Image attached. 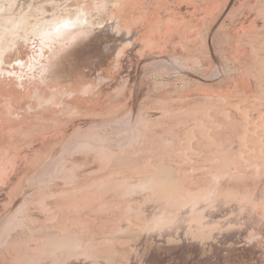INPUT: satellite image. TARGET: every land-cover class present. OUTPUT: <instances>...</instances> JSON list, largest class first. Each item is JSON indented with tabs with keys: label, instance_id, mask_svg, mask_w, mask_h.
<instances>
[{
	"label": "rangeland",
	"instance_id": "rangeland-1",
	"mask_svg": "<svg viewBox=\"0 0 264 264\" xmlns=\"http://www.w3.org/2000/svg\"><path fill=\"white\" fill-rule=\"evenodd\" d=\"M0 6V264H264V0ZM79 16L68 78L16 80Z\"/></svg>",
	"mask_w": 264,
	"mask_h": 264
},
{
	"label": "bare ground",
	"instance_id": "bare-ground-1",
	"mask_svg": "<svg viewBox=\"0 0 264 264\" xmlns=\"http://www.w3.org/2000/svg\"><path fill=\"white\" fill-rule=\"evenodd\" d=\"M3 8L4 7L0 6V12L3 11ZM6 19L7 18L5 16H2V14L0 13V25L1 22L6 23ZM4 27L5 26H3V28ZM34 32H35V36L36 37L38 36L39 38V43L37 46L38 48L33 51L34 54L33 56H31L30 60L25 62L21 61V63L18 64L17 68L21 69L22 72L18 75L16 74L14 75L16 77V80L20 82H23L24 80L29 78L35 80L37 79L40 80L41 82H46V83L51 81L56 82L60 80V78H63L64 76L65 79H67L68 78L67 75L70 73L71 68L75 66L74 59L70 60V58L72 57L74 58L77 56L76 55L70 57V55L72 54L71 50L76 53V51L79 48L88 47L87 45L89 44L90 45L92 44V46L94 47L95 46L94 44L97 43L99 40L98 37L99 34L95 31L94 23L90 22L89 20L84 21L80 16L75 19L69 17L64 20H60V19L48 20L46 22L37 25V27L34 28ZM86 35H88V37H91V41H93V43L89 42V38L85 39ZM2 38L3 37L1 32L0 33V76L5 74L6 72L5 68L2 67V64L4 62V54L9 49V47L6 46L7 41H5L6 43L3 41L5 43L3 45ZM5 38L7 37L5 36ZM46 52H48L50 55L48 56V61L44 62L42 58L44 57ZM77 57L78 58L76 60H78L80 56L78 55ZM26 68H28V72L24 74Z\"/></svg>",
	"mask_w": 264,
	"mask_h": 264
}]
</instances>
